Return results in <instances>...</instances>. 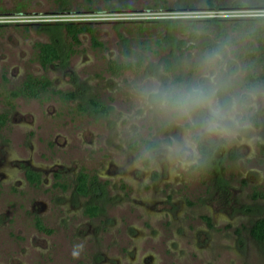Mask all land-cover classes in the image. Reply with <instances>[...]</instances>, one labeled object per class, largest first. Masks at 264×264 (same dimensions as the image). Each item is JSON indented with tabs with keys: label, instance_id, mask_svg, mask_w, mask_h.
Returning a JSON list of instances; mask_svg holds the SVG:
<instances>
[{
	"label": "rangeland",
	"instance_id": "obj_1",
	"mask_svg": "<svg viewBox=\"0 0 264 264\" xmlns=\"http://www.w3.org/2000/svg\"><path fill=\"white\" fill-rule=\"evenodd\" d=\"M258 16L264 0H0V264H264L249 232L264 218V78L248 82L264 77V52L230 21ZM69 21L92 33L74 44ZM38 43L60 59L42 67ZM110 61L135 67L114 76ZM30 76L48 90L11 96ZM155 88L216 89L222 113L179 116ZM198 139H225L237 157L225 154L222 172ZM81 171L97 176L85 196Z\"/></svg>",
	"mask_w": 264,
	"mask_h": 264
},
{
	"label": "trees",
	"instance_id": "obj_2",
	"mask_svg": "<svg viewBox=\"0 0 264 264\" xmlns=\"http://www.w3.org/2000/svg\"><path fill=\"white\" fill-rule=\"evenodd\" d=\"M209 9L218 10L219 6H217L214 2L208 1ZM233 20V19H232ZM231 23L235 26L236 29L246 32L249 37L255 40L259 46V48L264 52V16H258L255 18L246 19H234ZM206 22H219L222 21L220 18H209L205 20ZM246 24V25H244ZM66 26V30L68 35L72 38L73 43H79V35L85 31L92 33V30L87 25V23L83 22H75L69 21L64 23ZM2 25L0 24V29ZM93 42L96 46H101L102 43L97 41L95 38ZM38 60L42 67H47L50 63H53L60 59L59 50L53 43H38ZM251 59L256 60L258 56L254 53L248 54ZM166 70L173 71L174 68L171 65L169 60H166ZM135 64L130 62H117V61H110L108 65L109 72L114 76H119L123 72L133 69ZM264 77L258 78L249 74L248 82L250 85L255 83L259 79H263ZM176 79L180 80V77H176ZM51 81L46 77H28L22 86L19 88L11 91V96L13 97H28V98H40L44 92L48 90ZM59 93V92H57ZM62 94V93H61ZM63 96L67 99H72L75 95L74 92H67L64 93ZM83 109V108H82ZM253 121L257 124L258 120L257 117L252 118ZM7 122V115L0 114V128L5 125ZM144 144L148 150L155 148L157 145L155 142L151 140H144ZM130 146L135 149L137 147V142H131ZM198 151L201 156L206 159L210 160L215 166H221L220 170L223 172L222 166V157L227 154L230 161L235 160L237 157L236 147L235 146H228L227 140L223 139L221 143L218 145H207L198 139L197 142ZM264 149V146H261ZM28 180L32 184H38L41 182V176L39 173L34 171H28L26 173ZM58 176V175H57ZM97 181L96 175H90L86 171H81L77 177V188L76 192L80 195H87L89 193L90 185L94 184ZM99 207L97 205H88L84 210V213L90 217H96L98 215ZM206 218V217H205ZM208 223L211 225L210 218H206ZM37 227L42 231H48L45 225L38 220ZM250 236L256 240L263 242L264 241V218L257 220L253 226L249 230Z\"/></svg>",
	"mask_w": 264,
	"mask_h": 264
},
{
	"label": "clouds",
	"instance_id": "obj_3",
	"mask_svg": "<svg viewBox=\"0 0 264 264\" xmlns=\"http://www.w3.org/2000/svg\"><path fill=\"white\" fill-rule=\"evenodd\" d=\"M212 79L215 82V77H212ZM215 93L216 89L205 91L201 88H191L188 90L155 88L152 90L155 103L161 108L170 110L186 118H191L193 111L205 106L210 107L214 117L219 116L222 113V107L219 104L213 106ZM84 247L83 243L74 245L71 253L72 257L78 259Z\"/></svg>",
	"mask_w": 264,
	"mask_h": 264
},
{
	"label": "flooded vegetation",
	"instance_id": "obj_4",
	"mask_svg": "<svg viewBox=\"0 0 264 264\" xmlns=\"http://www.w3.org/2000/svg\"><path fill=\"white\" fill-rule=\"evenodd\" d=\"M86 209V208H85Z\"/></svg>",
	"mask_w": 264,
	"mask_h": 264
}]
</instances>
